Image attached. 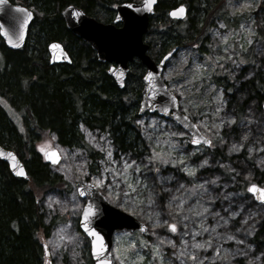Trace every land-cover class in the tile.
<instances>
[{
    "label": "rangeland",
    "instance_id": "rangeland-1",
    "mask_svg": "<svg viewBox=\"0 0 264 264\" xmlns=\"http://www.w3.org/2000/svg\"><path fill=\"white\" fill-rule=\"evenodd\" d=\"M210 23L204 46L182 45L162 71L180 111L210 139L209 147H191L186 132L155 114L135 120L145 150L139 156L117 151L104 134L83 127L82 145L35 135L41 155L48 148L58 151L59 162L47 165L65 181L37 191L46 227L37 237L51 264H63L64 256L70 264L87 259L89 242L77 225L84 201L76 182L93 183L111 204L146 226L143 233H113V264H264V205L237 189L253 182L264 187V113L240 83L255 69L264 70V0H225ZM250 44L253 63L244 68L239 50ZM131 96L129 83L127 101ZM0 104L22 130L21 112L4 97ZM23 126L33 132L31 124ZM87 149L99 159L91 161ZM21 150L28 158L27 148ZM169 224L176 225L175 232ZM193 255L196 260L189 258Z\"/></svg>",
    "mask_w": 264,
    "mask_h": 264
},
{
    "label": "trees",
    "instance_id": "trees-1",
    "mask_svg": "<svg viewBox=\"0 0 264 264\" xmlns=\"http://www.w3.org/2000/svg\"><path fill=\"white\" fill-rule=\"evenodd\" d=\"M20 1L34 10L35 18L24 46L17 50L7 48L4 52L0 96L7 99L15 111L21 112L23 129L20 130L0 106V145L17 153L24 163L27 178L14 177L6 163L0 160V264H51L48 249L46 252L45 244L37 237L46 232L37 191L48 190L65 181L61 175L52 172L35 149V135L53 134L64 145H82L83 127L104 134L119 152L128 151L139 156L145 151L135 126L143 66L133 59L128 64L124 87L118 89L107 74L108 64L97 61L94 50L66 28L60 10L74 4L99 21L111 22L117 3L140 0ZM224 2L156 0L144 34L150 57L158 61L171 49L190 42L203 47L207 41L206 26L211 25L210 20L214 17L217 19ZM178 4L186 7L185 18L180 21L167 15L169 9ZM256 24L261 32L260 25ZM52 40L63 44L71 59L69 63L49 64L46 45ZM239 51L244 57V68L253 63L251 44ZM129 83L132 96L127 101L125 91ZM240 83L261 109L264 70L255 69L251 77ZM27 123L31 124L33 132L28 130L29 127L25 129L23 125ZM21 146L27 148L28 158L24 157ZM87 151L91 161L99 159L97 153ZM213 154L221 156L216 149ZM241 186L237 185V189L247 194ZM88 249L89 245L85 264H93ZM62 260L63 264H70L66 256Z\"/></svg>",
    "mask_w": 264,
    "mask_h": 264
},
{
    "label": "water",
    "instance_id": "water-1",
    "mask_svg": "<svg viewBox=\"0 0 264 264\" xmlns=\"http://www.w3.org/2000/svg\"><path fill=\"white\" fill-rule=\"evenodd\" d=\"M155 4L156 0H152L149 9L148 0L119 2L114 6L112 22L99 21L87 15L74 4L64 6L60 10V15L66 28L94 50L96 60L108 64L107 74L118 89L124 87L128 64L133 59H137L144 67L140 80L141 88L136 117L146 113L155 114L174 122L186 132L190 137L189 145L191 147L200 145L209 147L210 143L206 144L204 140L210 141V139L204 136L195 123L180 111L178 98L169 91L167 84L162 79L164 65L176 52V48L164 54L159 61L153 60L147 52L149 45L144 42L143 36L147 32L149 17L153 15ZM181 6H183V15H170L173 10L179 9ZM74 12L76 15H73ZM167 15L172 20L180 21L186 15V7L184 4H178L169 9ZM33 18L34 13L26 6L12 4L8 0L0 2V36L8 49L17 50L24 46ZM46 49L48 62L51 65L62 62L69 63L71 60L60 41H49ZM149 72L153 75L149 79H145ZM165 108L167 112L163 111ZM261 111L264 113V101L261 102ZM194 140L199 142L193 143ZM45 152H56L58 155L59 153L55 148L46 149L42 153V158L46 164L56 165L59 162L60 156L56 163H52L51 160L45 158ZM9 153L15 158L14 160L8 155ZM0 160L6 163L14 177L23 179L27 177L24 163L14 151L0 146ZM13 163L18 165V169L22 168L26 175H18L17 171L11 167ZM253 184L264 188L257 183H249L246 189L248 195L253 197L256 202L264 205V201H261L256 194L248 190L249 185ZM75 189L78 196L84 201L79 213L78 228L89 242V255L92 263L97 264L98 260H107L113 264L111 261V244L114 231L125 229L130 232L139 231L143 233L146 229L145 224L111 204L93 183L76 182ZM88 210H90V214L85 219V212ZM85 224L88 225V229H95L103 238L104 248L99 255L93 253V240L95 238L89 235L88 230L84 227Z\"/></svg>",
    "mask_w": 264,
    "mask_h": 264
},
{
    "label": "snow or ice",
    "instance_id": "snow-or-ice-1",
    "mask_svg": "<svg viewBox=\"0 0 264 264\" xmlns=\"http://www.w3.org/2000/svg\"><path fill=\"white\" fill-rule=\"evenodd\" d=\"M0 2H2V0H0ZM152 0H148V7L150 9ZM129 7H131V5H129ZM31 14L29 13V16ZM73 15H76V13L74 12ZM170 15L172 16H176V15H183V6H181L179 9L173 10ZM11 42V41H10ZM111 71V69H110ZM122 75V73H121ZM153 74L151 72H149L147 74V76L145 77V79H149ZM163 111L167 112V109H163ZM199 141L194 140L193 143H198ZM204 143L208 144L210 143V141L208 140H204ZM41 151H44V149L42 148ZM10 157H12V154L9 153L8 154ZM110 155V154H109ZM13 160L15 159L14 157H12ZM45 158L49 159L52 161V163H56L59 160V155L56 152H45ZM134 163V162H133ZM11 167L13 168L14 171H17L18 175H26V173L23 171L22 168L18 169V165L16 163L11 164ZM125 167L128 168L130 167V165L125 164ZM18 169V170H17ZM138 170V169H137ZM102 183L101 181H97V184ZM129 187H131V185H129ZM135 189H133L134 191ZM250 192L254 193L257 195V197L261 200L264 201V188H261L255 184L253 185H249V189ZM83 195V193H81ZM149 203H151V201H149ZM90 214V210L85 212V219H87L88 215ZM84 227L88 230V233L90 236H93L95 239L93 240V253L96 255H99L104 248V244H103V238L100 236V234L98 232L95 231V229H88V225L85 224ZM169 229L173 232L176 231V225L175 224H169L168 225ZM143 230V229H142ZM197 247H203V245H197ZM45 251L47 252V247H45ZM155 254V253H154ZM180 255H183V253H181ZM179 258V257H178ZM192 260H196L197 258L193 255L189 257ZM46 264H50V262H46ZM97 264H110L109 261L107 260H98Z\"/></svg>",
    "mask_w": 264,
    "mask_h": 264
},
{
    "label": "flooded vegetation",
    "instance_id": "flooded-vegetation-1",
    "mask_svg": "<svg viewBox=\"0 0 264 264\" xmlns=\"http://www.w3.org/2000/svg\"><path fill=\"white\" fill-rule=\"evenodd\" d=\"M10 3H12V4H20V5H24L23 3H22V1H20V0H8ZM28 7V6H27ZM29 8V7H28ZM30 10H32V12L34 13V18H35V12H34V10L32 9V8H29ZM34 18H33V20L31 21V23H30V25H29V29H28V32H27V34L29 33V30H30V27L32 26V23H33V21H34ZM7 49V47L4 45V40L1 38V36H0V60H2V62L4 63V52H5V50ZM3 63H2V65H3ZM62 63H65V62H62ZM1 68V67H0ZM1 97V96H0ZM0 106H2L1 104H0Z\"/></svg>",
    "mask_w": 264,
    "mask_h": 264
},
{
    "label": "bare ground",
    "instance_id": "bare-ground-1",
    "mask_svg": "<svg viewBox=\"0 0 264 264\" xmlns=\"http://www.w3.org/2000/svg\"><path fill=\"white\" fill-rule=\"evenodd\" d=\"M208 6V5H207ZM163 9V8H162ZM165 11V10H164ZM206 12V11H205Z\"/></svg>",
    "mask_w": 264,
    "mask_h": 264
}]
</instances>
